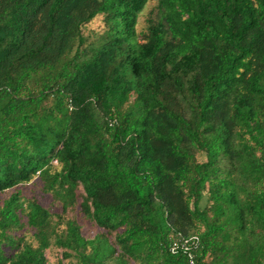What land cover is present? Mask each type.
<instances>
[{
  "label": "trees",
  "instance_id": "obj_1",
  "mask_svg": "<svg viewBox=\"0 0 264 264\" xmlns=\"http://www.w3.org/2000/svg\"><path fill=\"white\" fill-rule=\"evenodd\" d=\"M147 1L0 0V264H264V0Z\"/></svg>",
  "mask_w": 264,
  "mask_h": 264
},
{
  "label": "rangeland",
  "instance_id": "obj_2",
  "mask_svg": "<svg viewBox=\"0 0 264 264\" xmlns=\"http://www.w3.org/2000/svg\"><path fill=\"white\" fill-rule=\"evenodd\" d=\"M157 0H148L140 12L137 20L136 29L138 32L144 31L146 27V18L149 13L156 7ZM102 16H95L89 23L85 24L82 28L83 34L90 40L94 39V35H98L103 30ZM198 159H203L202 155L198 156ZM42 183L37 177L32 178L29 182L20 184L18 189L21 191L22 195L25 198H34L40 203L43 207L50 209L52 212H60V205L56 202H53L50 194L43 193L41 190ZM13 189L6 191V193L1 196H8L9 192ZM80 199H78V202ZM204 201V199H203ZM203 203V202H202ZM203 205V204H201ZM79 207L77 206L74 212H71L70 215L74 216L78 223L81 225V234L87 238L93 237L98 231L97 228L92 222L88 221L78 212ZM31 232H27L26 238L29 237ZM47 258V264H55L58 258H60V249L51 247L45 251ZM74 264V263H71Z\"/></svg>",
  "mask_w": 264,
  "mask_h": 264
},
{
  "label": "built area",
  "instance_id": "obj_3",
  "mask_svg": "<svg viewBox=\"0 0 264 264\" xmlns=\"http://www.w3.org/2000/svg\"><path fill=\"white\" fill-rule=\"evenodd\" d=\"M199 246V238L196 235L187 237V238H180L170 245V251L172 253L181 252L188 264H196V250Z\"/></svg>",
  "mask_w": 264,
  "mask_h": 264
}]
</instances>
